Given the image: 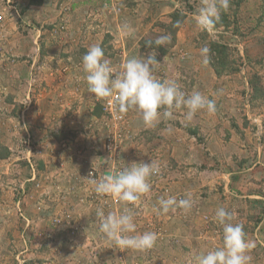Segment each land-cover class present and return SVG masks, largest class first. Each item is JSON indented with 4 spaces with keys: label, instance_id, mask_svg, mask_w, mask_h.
<instances>
[{
    "label": "rangeland",
    "instance_id": "374dc122",
    "mask_svg": "<svg viewBox=\"0 0 264 264\" xmlns=\"http://www.w3.org/2000/svg\"><path fill=\"white\" fill-rule=\"evenodd\" d=\"M204 3L0 0V264H195L223 246L219 207L244 225L249 264H264V0H230L208 31L195 20ZM161 35L171 38L164 46L147 44ZM93 45L117 71L155 52L159 80L215 101L213 113L187 121L176 110L155 127L124 112L119 164L160 167L134 203L112 206L86 179L106 166L114 123L103 112L109 98L97 99L85 80L82 57ZM168 197L191 207L159 212ZM125 206L136 224L129 235L156 233L151 249H122L100 231L96 211Z\"/></svg>",
    "mask_w": 264,
    "mask_h": 264
},
{
    "label": "clouds",
    "instance_id": "9594fccd",
    "mask_svg": "<svg viewBox=\"0 0 264 264\" xmlns=\"http://www.w3.org/2000/svg\"><path fill=\"white\" fill-rule=\"evenodd\" d=\"M229 6L230 0H205L195 16L196 24L205 31L211 30L219 22L221 11L226 12ZM122 27L124 30L128 29L127 24ZM170 39L168 35H161L154 41H147V44L164 46ZM207 51V48L202 49V53ZM157 64L156 54L152 52L146 56L128 58L117 71L99 45L89 47L82 57L88 91L97 99L115 96L120 112L136 110L147 127H155L162 119H173L176 110L182 111L187 121H191L201 110L209 113L216 111L215 101L199 91L186 93L181 84L174 80H159L154 75ZM159 171L158 163L151 160V163L133 162L115 175H107L102 179H86H90L98 195L111 196L128 204L138 201L141 195L149 192V178ZM190 207V198L177 200L175 197H168L159 200L158 211L167 213L176 208ZM96 218L100 231L122 249L147 250L156 242L157 235L154 232L129 235L136 232V224L134 212L127 206L119 214L109 212L105 215L103 210L98 209ZM214 219L222 227L223 246L196 256L195 264H249L251 257L248 251L253 245L246 239L244 225L233 223L234 212L219 207Z\"/></svg>",
    "mask_w": 264,
    "mask_h": 264
},
{
    "label": "built area",
    "instance_id": "2783aa9c",
    "mask_svg": "<svg viewBox=\"0 0 264 264\" xmlns=\"http://www.w3.org/2000/svg\"><path fill=\"white\" fill-rule=\"evenodd\" d=\"M103 112L104 115L108 116L114 121V123H110L109 125L108 121L105 122L106 125L112 127L107 132V139L105 140L103 146V157L106 160L107 164L106 166L104 164L93 166L88 172V178L91 177L96 179H102L104 176L108 175V171L112 172L111 175H115L116 172L124 168L123 164H119L117 158L118 150H120V147L122 146L121 143L123 142L122 137L118 135L119 133L117 131L121 128L119 127V125H122L124 123V113L118 110L115 96L110 97L104 102ZM119 137L121 138V140L118 139ZM108 197L111 198L112 206H118L122 203L121 201L114 199L111 196ZM103 198L104 200H107L105 197Z\"/></svg>",
    "mask_w": 264,
    "mask_h": 264
},
{
    "label": "trees",
    "instance_id": "16d2710c",
    "mask_svg": "<svg viewBox=\"0 0 264 264\" xmlns=\"http://www.w3.org/2000/svg\"><path fill=\"white\" fill-rule=\"evenodd\" d=\"M252 83H253L257 88H259V87H258V83H259V82H258L257 80H252ZM254 89H255V87H254Z\"/></svg>",
    "mask_w": 264,
    "mask_h": 264
},
{
    "label": "crops",
    "instance_id": "0c3cea01",
    "mask_svg": "<svg viewBox=\"0 0 264 264\" xmlns=\"http://www.w3.org/2000/svg\"><path fill=\"white\" fill-rule=\"evenodd\" d=\"M97 165H98V164H97ZM79 186H80V184H79L78 186L76 185V186L73 188V190L76 189V190L78 191V187H79ZM79 192H81V191H78V193H79ZM81 194H82V192H81ZM75 197H76V196H75ZM248 197H249V196H248ZM74 200H75V198H74Z\"/></svg>",
    "mask_w": 264,
    "mask_h": 264
}]
</instances>
